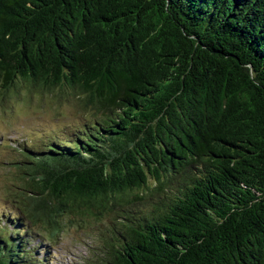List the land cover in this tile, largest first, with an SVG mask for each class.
I'll return each mask as SVG.
<instances>
[{
  "label": "trees",
  "instance_id": "obj_1",
  "mask_svg": "<svg viewBox=\"0 0 264 264\" xmlns=\"http://www.w3.org/2000/svg\"><path fill=\"white\" fill-rule=\"evenodd\" d=\"M22 85L80 113L12 141L0 264L86 217L88 264H264V0H0V93Z\"/></svg>",
  "mask_w": 264,
  "mask_h": 264
},
{
  "label": "rangeland",
  "instance_id": "obj_2",
  "mask_svg": "<svg viewBox=\"0 0 264 264\" xmlns=\"http://www.w3.org/2000/svg\"><path fill=\"white\" fill-rule=\"evenodd\" d=\"M79 109V103L68 92L60 89L41 93L38 90L30 91L22 85L15 90L0 93L1 199L8 196L9 191L17 192L16 187L20 185V175L16 169L6 164L13 158L10 149L15 144L12 141H21L25 135L48 129L52 127L56 116L69 118L80 113ZM2 207L0 204V210ZM68 221L70 220L67 219L66 224ZM80 222L74 218L52 244L45 236L36 234L32 245L39 250L41 256L48 259L47 264H88L93 257V251H98L97 248L109 237L106 222L97 223L91 217H86L81 226ZM42 232L47 234L44 228ZM48 249L51 253L47 252ZM44 250L46 253L43 254Z\"/></svg>",
  "mask_w": 264,
  "mask_h": 264
}]
</instances>
